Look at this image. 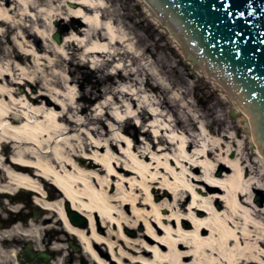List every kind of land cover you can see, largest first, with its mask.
Returning <instances> with one entry per match:
<instances>
[{
    "label": "rangeland",
    "instance_id": "1",
    "mask_svg": "<svg viewBox=\"0 0 264 264\" xmlns=\"http://www.w3.org/2000/svg\"><path fill=\"white\" fill-rule=\"evenodd\" d=\"M5 1L0 0V3ZM104 1L110 9L115 10L117 17L120 16L118 22L130 38L125 45L133 51L142 53L143 59L138 60L127 54H121L110 58L107 62L100 61L95 67L90 58H85L83 51H76L73 46H66L64 48L66 57L63 55L65 60L61 62L62 58L59 56L54 58L47 47L52 42L56 43L52 36L57 30L61 32L62 40L65 38L69 19L52 21V31H49L48 27L44 28L46 41L39 40L34 44V49L40 56H50L55 60V64L57 63L56 66L50 67L46 58V61L41 60L46 69L44 77L39 76L41 83L49 84L53 77L60 75L65 79L68 78L71 81L69 88L67 90L63 88L62 91H66L65 95L73 96L77 101V111H73L77 125L70 133L60 136L58 151L62 161L67 164V172L78 174L76 169L73 170L72 165L79 168L91 162L92 166L87 171L93 173L90 175L92 185L98 190L104 189L105 194L112 197L109 201L114 208L112 217L116 221L103 223L97 214L93 216L94 223L95 221L98 223V229L95 230L98 240L93 248L102 253L101 259L105 264H117L116 258L122 255L121 252L128 251L124 245V236L136 245L135 252L128 253L138 259L167 264V260L174 259V254H178L181 263L189 264L193 259L190 253L192 247L183 242L192 240L194 221L197 224L200 223L197 222L198 219L205 223L211 220L210 214H207L204 208L216 212L215 214L221 218L230 214L224 203L225 192L213 188L207 190L202 168L200 166L191 168L189 160L196 159L199 162L214 164L212 176L223 179L222 174L231 171L221 163V158L233 159L234 150L237 149L238 144H241L242 152L239 157L244 174V167L248 163L252 167V175L264 179L263 165L258 162L252 136L246 127L241 109L236 107L233 100L227 98L229 96H226L212 78L202 74L185 58L183 52L173 42L169 31L163 29V24L156 23L138 0ZM71 4L73 8L77 7L75 2ZM68 7V4H65L64 8ZM39 28L42 29V25ZM1 29L2 48H14L16 36V41H21L18 29L11 26L6 33H4L5 26ZM78 37L82 38V36ZM69 57L72 59L68 63L66 61ZM27 69L32 71L33 66L29 65ZM94 69H98V73L93 77L90 73ZM117 69H121L123 74L131 71L134 76L126 81L114 77L116 83L114 85L107 81L97 84L96 79L101 78V74L114 75ZM146 77L148 84L156 90L138 92L142 86L133 83L132 80L142 82ZM8 82L9 89H13L14 99L23 100L27 96L29 100L26 103L29 105L34 96L40 92L39 87L29 82L13 84L9 79ZM118 89L135 94L130 99L119 97L118 101H115L111 92ZM41 102L42 100L38 102V106ZM142 106H145L150 114L157 113L159 116L151 115L150 118L141 119L139 112ZM54 112L60 114L62 107L56 106ZM104 112L106 116H103ZM127 119L129 124L126 125ZM98 120L101 121L102 126ZM190 120H193L194 127L190 124ZM146 132L149 136H146ZM157 137L168 141L173 139L172 146L163 150V146L158 144ZM181 139L190 143L189 146L185 145L183 152L179 149ZM212 140H217L218 144L214 147L209 145L208 148L212 147L209 158L197 159L195 153L203 149V144L207 145ZM85 144L95 148L83 151ZM227 148H230L229 151H226ZM233 151L234 155H231ZM1 153L10 157L11 146L4 148ZM93 162L96 164L93 165ZM106 162L112 171L109 172L102 167V163ZM246 170L250 176L249 172L252 173L249 171L250 167ZM98 180L103 181L101 185ZM47 184L48 187L51 186ZM176 187L183 192L181 196L177 197L170 191ZM249 194L248 196L252 194L249 199L251 202H246V196L240 200L244 208L253 210L256 206L254 201L257 198L263 199L264 192L253 189ZM5 195L0 198V220L12 218L11 215H3V212L18 214V220L14 221L13 225L19 224L25 229V223L31 222L40 226L44 216L45 218L49 216L35 204V195L32 192L24 194L17 191L11 195L14 197L13 201L8 199L10 196ZM132 200L134 202L131 204ZM55 202L56 209H62L67 216V205L59 199L53 203ZM262 203L264 205V200ZM263 205L256 208L261 209ZM13 208L17 209L13 210ZM34 209L40 210L35 219H33ZM57 214L55 210L54 217L50 216L53 217L54 226L60 228L62 221L56 217ZM47 225L49 223L43 226ZM118 225H123L124 229H120ZM79 227L84 229L86 238L92 239V232L86 223ZM1 232L5 235L1 243L22 242L30 246V251L52 253V263L59 260L60 264H92L90 258L82 253L81 245L73 236L65 237L60 233L45 232L42 233L43 244L35 245L20 233ZM199 234L208 236L209 229L202 226ZM59 237L60 240H56ZM55 240L58 246L64 248L61 253L49 249L50 243ZM173 242L182 243L176 247L175 252L169 246ZM71 243L80 248L79 252L73 251ZM110 245L113 253L109 250ZM124 263L130 264L128 260H124Z\"/></svg>",
    "mask_w": 264,
    "mask_h": 264
},
{
    "label": "bare ground",
    "instance_id": "2",
    "mask_svg": "<svg viewBox=\"0 0 264 264\" xmlns=\"http://www.w3.org/2000/svg\"><path fill=\"white\" fill-rule=\"evenodd\" d=\"M138 1L156 23H161L164 29L170 30L165 21H159L158 15H154L152 7H148L144 0ZM72 2H75L77 7L73 8ZM65 4L69 6L66 9L64 8ZM65 19H69L67 35L61 40L60 44L57 45L52 42L47 47L54 58L56 56L62 58L61 62L65 60L63 55L66 57L64 51L66 46H73L74 50L83 51L85 58H90L95 67L99 65L100 61L107 62L110 58L121 54H127V56L138 60L143 59L142 53L133 51L128 45H125L130 38L118 22L120 16L117 17L115 10L110 9L104 0H6L4 3H0V35L3 33L1 27L5 26L4 33H6L7 29L12 26L14 29H18L21 40L18 42L16 41L17 36L14 38L15 49L13 47L11 49L2 48L0 44V198L7 194V196H10L8 199L11 200L14 198L11 195L17 191L24 194L32 192L35 195V204L44 210L46 215H49L46 218L44 216L40 226L29 222L28 224L25 223L26 228L24 229L19 224H15L6 234L20 233L35 245L43 244L42 233L45 232L60 233L65 237L68 235L73 236L81 245L82 253L90 258L92 264H105L101 259L102 253L93 248L98 240L95 235L98 223L96 221L94 223L93 216L97 214L103 223L113 222L115 220L112 217L114 208L111 206V201H109L112 197L106 195L104 189L98 190L92 185L90 175L93 173L87 171L92 166L91 162L83 164L79 168L72 165L73 170L76 169L75 171L78 174L66 171L67 164L65 165L62 161L58 151L59 138L63 134L70 133L73 127L77 125V120L73 114V111H77V101L73 96L65 95L67 94L66 91H62L63 88L65 90L69 88L70 79H65L60 75L53 77L49 84L47 82L45 84L41 83L39 76L44 77L43 74L46 71L41 60L46 61V58L50 67L56 66L57 63L55 64V60L50 56H40L34 49V44L39 40L46 41L44 28L48 27V30L52 31V21H64ZM41 25L42 29L39 28ZM57 31L60 33V30ZM169 33L173 38V42L185 55L187 52L186 46L181 44L171 31ZM78 36H82V38ZM147 49L145 50L147 51ZM71 59L72 57H69L66 62L69 63ZM29 65L33 66L32 71H28ZM194 66L202 74L212 78L219 88L226 93V96H229L227 98L233 100L236 107L241 109L246 127L252 136L247 112L242 109L240 103H237L232 93L223 88L224 83L217 81L215 73L208 72L201 62L197 61ZM97 73L98 69H94L90 75L94 77ZM101 75V78L96 79L97 84H103L107 81L114 85L116 84L114 77L126 81L131 80L134 76L131 71H126L123 74L121 69H117L114 75L108 73ZM8 79L13 84H26L29 82L39 87L40 92L34 96L31 105L26 103L29 100L27 96L23 100L14 99L13 89H9ZM132 81L137 85L139 84L140 87L142 86L138 92L145 93L148 90H156L148 84L147 77L142 82L134 79ZM111 94L113 100L118 101L119 97L130 99L135 93L131 94L124 89H118L111 92ZM40 100L42 102L38 106ZM56 106L62 107L60 114L54 112ZM151 115L159 116L157 113L150 114L145 106L140 108L139 116L141 119L150 118ZM103 116H106V112ZM190 121V124L194 127L193 120ZM98 123L102 124L100 120H98ZM125 124H129L128 119L125 120ZM146 136H149L147 132ZM157 141L158 144L163 146V150L169 149L172 146L171 143H173V139L168 141L161 137H157ZM189 144V141L181 139L179 149L182 151L185 145L189 146ZM217 144V140H212L207 145L203 144V149L195 153V157L197 159L204 157L207 160L212 147L217 146ZM209 145L212 147L208 148ZM7 146L12 148L10 157L3 156L1 153ZM88 148L93 149L95 147L85 144L83 151ZM254 148L258 162L263 165L262 172H264V159L259 154L257 146H254ZM229 149L227 148L226 151H229ZM73 151L75 150L73 149ZM234 151L235 156L233 159L221 158L220 160L225 168L231 171V173L224 172L222 174L223 179L212 176L215 168L214 164L206 161L199 162L196 159L189 160L191 168H197L198 166L202 168L204 172L203 181L207 190L213 188L225 192L224 203L230 211V214H227L225 218H221L218 214H215L216 212L213 213L210 209L204 208V211L210 214L211 220L205 223L198 219L197 222L200 223L197 224L192 221L194 226L192 240L183 242L192 247L190 253L193 259L189 264H264V205L262 203L264 199L257 198L256 200L259 199L257 203L260 206L263 205V207L261 209L256 208L258 205L254 202L256 206L253 210L244 208L240 200L246 196V202H251L249 199L252 196L253 189L264 192V179L255 178L252 175V167L248 163L244 167V174L241 157H239L242 152L241 144H238L237 149ZM234 151L231 155H234ZM99 161L103 162L101 159ZM66 162H70V160H66ZM94 164L96 162H93ZM102 167L109 172L112 171L108 162L102 163ZM247 167H250L249 171H252V173L249 172L250 176L247 174ZM98 181L100 185L103 182ZM46 182L51 186L48 187ZM170 191L177 197L183 193L177 187ZM208 193L210 194V191ZM58 199L67 205L70 210L76 211L84 218V223L92 232V239L86 238L84 229L71 224L62 209H56L57 203L53 202ZM132 202L134 200L130 201L131 204ZM15 209L17 208H13V210ZM54 209L58 212L56 217L62 221L60 228H56L52 220ZM37 211L40 212V210ZM261 217L263 218L261 219ZM47 223L49 225L43 226ZM130 226L132 227L133 224ZM202 226L209 229L208 236L199 234ZM118 227L124 229L123 225H118ZM3 234L0 231V241L5 237ZM56 240H60V237ZM56 240L50 243L49 249L55 253H61L64 248L58 246ZM123 241L128 251L125 253L120 250L122 255L119 254L120 256L116 258L117 264H125L124 260H128L130 264H156L154 260L138 259L132 256L128 252H135L136 245L125 236ZM180 244L182 243L176 244V242H173L169 246L175 252L176 247ZM109 250L113 253L111 245ZM174 256V259L167 260V264H184L180 262L178 254H174ZM54 264H60L59 260L55 261Z\"/></svg>",
    "mask_w": 264,
    "mask_h": 264
},
{
    "label": "water",
    "instance_id": "3",
    "mask_svg": "<svg viewBox=\"0 0 264 264\" xmlns=\"http://www.w3.org/2000/svg\"><path fill=\"white\" fill-rule=\"evenodd\" d=\"M144 1L154 15L163 14L166 18L158 16L159 21L171 23L189 49L216 71L205 67L215 73L217 81L222 82V76L238 93L239 96L232 95L251 115L247 113L250 130L264 156V0H148L155 8ZM176 37L184 44L180 36ZM53 39L60 43L59 32ZM197 61L196 58L192 63ZM258 201L255 203L260 206ZM66 213L71 224L84 225V218L68 206ZM29 258L33 263V255L29 254ZM39 260L45 264L48 258L40 254Z\"/></svg>",
    "mask_w": 264,
    "mask_h": 264
},
{
    "label": "flooded vegetation",
    "instance_id": "4",
    "mask_svg": "<svg viewBox=\"0 0 264 264\" xmlns=\"http://www.w3.org/2000/svg\"><path fill=\"white\" fill-rule=\"evenodd\" d=\"M4 210L6 208H3ZM3 215H11V220H0V231H9L14 221L18 220V214L3 212ZM4 216V217H5ZM8 229V230H7ZM2 241V240H1ZM28 244L22 242H0V264H27L26 262V250L28 249ZM30 247V246H29ZM34 253L37 250H32Z\"/></svg>",
    "mask_w": 264,
    "mask_h": 264
}]
</instances>
